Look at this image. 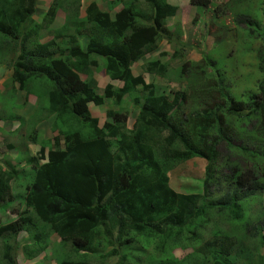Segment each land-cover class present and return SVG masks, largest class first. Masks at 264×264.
I'll list each match as a JSON object with an SVG mask.
<instances>
[{
  "label": "trees",
  "instance_id": "trees-1",
  "mask_svg": "<svg viewBox=\"0 0 264 264\" xmlns=\"http://www.w3.org/2000/svg\"><path fill=\"white\" fill-rule=\"evenodd\" d=\"M37 1L0 0V36L10 43L12 81L25 90L34 78L48 80L52 84L51 109L58 118L73 117L82 127H89L91 133L87 137L79 132L69 133L63 147L48 152L42 146L38 156L39 160H47L44 163L32 158L36 173L32 182L24 185V203L14 202V217L0 221L2 260L20 264L19 236L23 232L32 235L34 224L32 214L26 216V208L32 209L48 231L29 249L24 246L25 251L30 258L36 249L45 251L46 239L54 234L70 245L67 258L58 264H91L88 254L96 252L103 243L111 247L112 255L118 256L116 264H124L130 255L120 254V250L134 236L157 237L164 244L197 239L210 222L207 215L211 209L219 208L233 220H242L243 201L264 192V0L263 22L251 11L237 14L238 21L231 22L236 27L246 26L248 42L255 44L253 52L261 73L258 86L240 99L217 72L216 84L208 81L209 88L196 87L201 110L193 112L192 107L189 114L182 110L185 97H181V92H176L173 100L166 94L157 95L154 89L149 90L153 86L146 83L144 76L132 72V65L166 38V20L176 15V6L166 0H146L149 13L145 15L136 9L137 0H121L126 5V17L113 19L92 2L85 11L86 20L94 28L86 49L75 38L66 49L55 40L33 49ZM191 2L203 9L212 4L211 0ZM61 5L60 0H53L47 16L54 18ZM97 58L105 60L108 75L123 79L124 85L118 91L109 84L104 96L98 94L92 72L88 81L74 68V64L96 67ZM207 60L216 64L210 57ZM191 73L194 78L200 76L197 69ZM203 73H208L206 68ZM139 86L148 90V96L141 106L137 104L139 115L134 128L128 129L129 117L117 107L109 113L111 120L100 126L89 103L100 106L105 98H110L121 107L123 97ZM155 132L160 136L164 133L163 142ZM109 136L117 139L122 154L114 153ZM56 140L61 143L60 137ZM221 143L236 159L228 165L227 193L216 204L207 198L210 186L221 184L222 178L215 175L217 170L227 167L226 162L219 160L217 147ZM188 161L205 165L199 193H180L171 186L173 170ZM16 177V172L0 164V209L5 207L13 190L11 181ZM249 227L264 248V218ZM219 235L214 232L217 239L203 243L201 249L206 256L200 264L236 261L233 246L225 241L227 236Z\"/></svg>",
  "mask_w": 264,
  "mask_h": 264
},
{
  "label": "rangeland",
  "instance_id": "rangeland-1",
  "mask_svg": "<svg viewBox=\"0 0 264 264\" xmlns=\"http://www.w3.org/2000/svg\"><path fill=\"white\" fill-rule=\"evenodd\" d=\"M135 1V0H133ZM262 0H211L209 9L198 8L191 0H166L177 7L175 16L166 20V38L160 39L155 49L146 51L140 60L132 65L134 75L144 76L146 83L153 86L157 95L166 94L171 100L176 92L185 97L182 110L189 114L201 110L198 106L197 88H209L207 82L215 83V73L219 72L226 85L233 88L236 96L245 99L260 82L261 73L253 52L255 44L248 42L246 26L237 22V14L251 11L260 22L262 19ZM96 2L101 10L108 12L113 19L126 17L121 0H60L55 17L47 16L53 0H38L35 19L37 32L31 47L36 49L40 44L55 40L61 48L72 46L75 38L82 49L87 48L89 36L94 32L93 25L86 20V7ZM136 9L147 15L149 7L146 0H137ZM76 12L78 14H76ZM124 15V16H123ZM245 19V17H242ZM84 24L82 28L78 25ZM170 37V38H169ZM214 59L212 64L208 58ZM10 43L0 36V164L8 171L16 172L12 179L11 195L6 200L5 207L0 209V221L7 222L14 217L11 205L14 202L24 203L25 184H30L35 177L36 169L31 166L33 157L40 163L38 152L45 146L46 152L53 148L63 147L64 137L72 132H79L87 137L91 130L82 127L70 116L59 117L51 109L49 93L52 84L44 78L32 79L25 90H20L18 84L12 81L13 69L10 66ZM98 66L81 67L74 64V68L83 79L90 80L91 71L97 82L96 92L105 94L107 85L111 84L114 91L123 87V79H114L106 73L105 60L97 58ZM74 63V62H73ZM201 66L202 68H199ZM206 68L208 73L202 74ZM200 72L194 78L191 72ZM209 76V77H208ZM201 78L199 81H197ZM216 84V83H215ZM197 87V88H196ZM148 96V90L139 86L136 91L123 97L121 107L115 105L110 98H105L104 104L97 106L89 103L93 117L98 118L100 126L110 121V111L122 108L128 115L127 127L133 129L139 115L137 104L141 106ZM163 142L164 133L155 132ZM61 138V143L56 140ZM113 144V151L118 150L117 139L108 137ZM219 160L227 167L217 170L216 177H221L220 185L210 186L207 201L219 199L227 193L226 176L230 174L229 164L235 162L236 157L229 151L225 143L218 147ZM243 163V160L240 161ZM171 186L180 193H199L202 190L201 179L205 174V165L191 161L181 163L173 170ZM23 185V186H21ZM242 207L243 218L233 220L227 211L211 209L208 212L210 222L198 233L197 239L182 240L179 243L170 241L164 244L160 238L148 235L134 236L120 250V254L130 255L124 264H200L206 256L201 247L204 242L217 239L213 236L218 232L221 237L233 247L232 264H264V248L259 246L258 237L253 235L249 226L264 218V192L246 198ZM28 214L34 218L31 228L32 235L23 232L19 236L20 249L18 261L20 264H58L69 254L70 245L61 242L54 234L46 239L45 251L35 250V256L30 258L24 246L35 244L48 231L36 219L30 208ZM37 236V237H36ZM223 240V239H222ZM45 245V246H46ZM105 245V246H104ZM111 247L103 243L96 252L88 254L91 264H116L118 256L110 253ZM0 264H6L0 257Z\"/></svg>",
  "mask_w": 264,
  "mask_h": 264
}]
</instances>
